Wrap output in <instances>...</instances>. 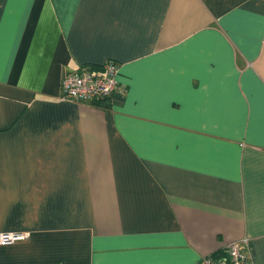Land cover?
<instances>
[{
	"label": "crops",
	"instance_id": "crops-1",
	"mask_svg": "<svg viewBox=\"0 0 264 264\" xmlns=\"http://www.w3.org/2000/svg\"><path fill=\"white\" fill-rule=\"evenodd\" d=\"M119 63L115 91L61 79ZM0 264H264V0H0ZM224 254L221 258H224Z\"/></svg>",
	"mask_w": 264,
	"mask_h": 264
},
{
	"label": "built area",
	"instance_id": "built-area-1",
	"mask_svg": "<svg viewBox=\"0 0 264 264\" xmlns=\"http://www.w3.org/2000/svg\"><path fill=\"white\" fill-rule=\"evenodd\" d=\"M119 63L107 60L99 68H83L61 79L62 99L67 101L96 102L109 98L115 91L122 92L117 75ZM28 231H0V245H7L29 237ZM226 257L221 261L211 255L203 256L199 264H252L249 237H241L230 241L226 245Z\"/></svg>",
	"mask_w": 264,
	"mask_h": 264
},
{
	"label": "trees",
	"instance_id": "trees-1",
	"mask_svg": "<svg viewBox=\"0 0 264 264\" xmlns=\"http://www.w3.org/2000/svg\"><path fill=\"white\" fill-rule=\"evenodd\" d=\"M225 255L224 258L226 257V253L222 251V253H211L209 255L213 256L215 259H218V260H222L223 258H221L222 255Z\"/></svg>",
	"mask_w": 264,
	"mask_h": 264
}]
</instances>
